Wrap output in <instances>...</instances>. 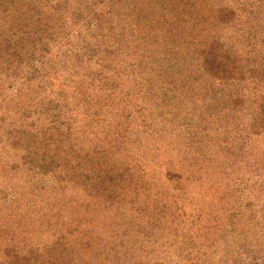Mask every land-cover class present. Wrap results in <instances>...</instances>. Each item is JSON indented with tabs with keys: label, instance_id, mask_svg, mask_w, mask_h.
<instances>
[{
	"label": "rangeland",
	"instance_id": "rangeland-1",
	"mask_svg": "<svg viewBox=\"0 0 264 264\" xmlns=\"http://www.w3.org/2000/svg\"><path fill=\"white\" fill-rule=\"evenodd\" d=\"M19 1L0 0V12L5 11L0 18L6 22L0 28L1 59L5 58L8 51L13 50L5 44L13 43L21 50L17 49L18 52L12 54L10 60L0 62V100H4L6 96V101L9 100L13 94L12 89L16 90L20 86L21 94H18V99H22L25 105V99L30 95L31 104L26 106L34 114V124L31 122V127L27 128L44 131L50 129L59 137L62 132L68 131L67 142L75 140L82 145L89 142L88 138L85 139L89 131L82 128L75 136L72 130L85 126L86 119L87 122L93 121L89 113H78L84 97L91 102L97 100L101 111L93 127L100 125L101 130L105 127L104 130L108 129L110 135L115 133L112 138L120 139L118 136L121 134L128 137H124L128 141L120 148L118 156L121 162L130 164L131 169L137 173L134 175V171H131L133 178H140L136 179L135 185L128 182L123 192L118 182L103 188L106 191H102L100 186L98 191L102 195L91 190L78 192L70 181L64 182L68 179L64 180L59 169L63 156L61 152L53 154L51 160L55 162L50 168H35L29 172V166H33L29 162V166L23 168L22 160H26V156L34 152L23 148L9 151L7 146L1 145L0 264L25 261L24 257L29 256L28 251L32 248L39 251V254L43 252V247H49L50 250L51 245L59 239L67 244L66 251L71 255L69 264H120L116 252L114 256L111 253L107 255V251L117 250L118 245L126 247V260L135 261V264H264V159L260 157L261 152H264L263 149L260 150L264 148V136L251 135L250 123L242 121L237 123L236 134L229 133L228 123L237 122L234 115L221 118L215 125H218L221 133L216 137V145H220V149L225 145L218 155H224L228 165L229 175L226 180L232 178L233 190L236 189V194L241 195L240 217L245 216V222H241L242 228L251 227L254 236L253 239H248V235H245L247 237H240L236 242L231 241V235H227L229 242L226 243L220 240L222 227L219 229L216 209L206 204L208 186L204 188L205 186L199 185L200 189L195 191L193 197L183 191L179 193L176 187L178 185L172 181L180 178V186L185 183L187 164L179 163L177 159L171 161L169 156L175 155L173 152L169 156L164 155V140H160L172 136L169 128L179 121V111L186 112L191 104L195 110L204 111L200 105L209 92L211 94L215 89L216 79L207 76L203 80L198 73V68H202L201 50L205 46L214 45L213 48H219L222 45L226 49L238 47L243 60L249 57L254 59L253 69H264V46L261 47L262 43L257 40L259 38L264 42V0H242L236 7V16L221 10L223 5L232 8L240 0H175L171 6L166 4V0H160L163 11L160 14L159 11L156 12L155 18L163 21L173 19L178 24L186 21L188 31L182 30L183 24L180 30L168 27L164 30V27H160L159 30H164L165 33L162 34H166V37L158 41H154L153 37L149 38L141 23L136 28L132 27L135 19L139 21L145 15L152 17L153 8L148 4H154L155 0H147L146 3L134 0L138 9L136 6L132 7L131 12L134 14L132 17L128 16V19H122V25L117 23L121 20L119 15L114 19L111 17V9L115 12L117 10L114 8L116 0H42L41 4L47 9L55 5L60 14V22L57 24L53 19L56 25L51 30L53 37L49 36L52 39L45 37V45L39 37L37 46L40 49L35 48L30 55L22 52V47L31 40H25L21 36L31 35V31L26 28L24 19L18 20L14 15L13 9ZM251 2L254 3L250 4ZM183 4H187L185 10L177 11L176 8H182ZM11 10L14 12L9 13ZM224 22L229 25L226 26ZM91 24H95L96 28ZM248 24L256 28L257 37L236 46L234 37L249 35L246 30ZM114 32L116 36L113 35ZM38 34L42 37L47 35L45 31ZM143 34L147 40L140 49L143 54L141 56L135 53L136 38ZM32 36L39 35L34 32ZM229 38L234 43H230ZM95 41L98 45L92 48L91 44ZM83 51H89V56H85ZM186 51L193 52L196 59L195 64L190 66H193L191 74L197 80L191 77L185 80L181 77L179 81L173 79L169 84L173 88L163 85L159 79L154 80L156 72L149 60L152 54L161 56L159 61L167 65L168 61L174 62V57L178 58V53L182 57V52ZM18 54L27 59L15 64L11 60ZM69 58V67L63 69L66 64L64 61ZM76 61L80 70L70 72ZM241 63L247 65L242 64L243 68L251 69L245 61L241 60ZM77 71L80 72L76 81L74 78ZM181 71H184L183 67ZM183 74L185 77V73ZM211 80H214L212 84ZM218 83H225L227 95L215 104L204 102V107L216 106L207 116L213 120L216 116L225 115L221 106L234 98L229 97L230 93L239 92L234 78L219 80ZM82 91L85 96L81 94ZM52 92L54 95H64V99L68 98L63 111L53 108L58 104H52ZM69 92L72 93L71 96ZM104 99L112 100L115 108L114 111L111 110L113 114L107 115L108 111L104 107L108 103L103 104ZM0 108L4 106L0 104ZM4 115L6 114L0 112V116ZM21 120L25 119H18ZM29 120L26 119L27 122ZM109 121L111 125L108 124ZM17 124L20 125L19 122ZM90 127L92 125L87 128ZM146 129L151 134L145 139L146 134L142 130ZM232 143L236 146L240 144L239 149H230ZM255 143L263 147L256 148ZM152 153L156 155L153 156ZM17 163L21 165L20 168ZM203 179L202 177L201 180ZM186 183L187 186L194 185ZM207 183H210L209 179ZM42 186L43 190L40 191ZM22 187L28 189V198H25L29 203L28 207L15 200L18 194L16 190H21ZM111 190L116 193V199L110 193ZM19 195L23 196L24 193L20 192ZM231 196L225 197L227 204H231ZM244 204L250 206L245 208ZM13 217L14 224L5 229L1 224L5 225ZM208 217L212 218L211 222H208ZM227 251L231 254L225 255L224 252Z\"/></svg>",
	"mask_w": 264,
	"mask_h": 264
},
{
	"label": "trees",
	"instance_id": "trees-1",
	"mask_svg": "<svg viewBox=\"0 0 264 264\" xmlns=\"http://www.w3.org/2000/svg\"><path fill=\"white\" fill-rule=\"evenodd\" d=\"M50 1V0H49ZM67 1V0H66ZM144 3H146L147 0H142ZM153 1V0H151ZM254 1H261V0H254ZM175 0H166V4L172 5L174 4ZM249 2V0L247 1ZM42 0H20L18 3H14L15 11L14 15L18 20L25 21L26 28H28L31 32V35L21 36L25 40L30 39L31 41H27L28 44H25V46L22 47V52L24 51L25 54L30 55L32 51L35 50V48H38L37 44L39 41V37L42 39L43 44L46 45V39L50 37H53V34H51L53 31L52 29H55L53 26L56 25V23H53V19L57 21V24H59V13L58 10L56 11L55 5L51 7V9H47L43 6ZM56 3V2H55ZM136 3L134 0H116V5L113 4L111 7L117 8L116 12L111 9V17L114 19L117 15L121 19L117 23L124 22L122 19H128V16H131L134 14L131 12L132 7L136 6ZM238 3H242V0L237 2V4L233 5L232 8L229 6L223 5V9L221 11H224L226 14H233L236 16V7H238ZM254 2H251L250 4H253ZM78 5V4H77ZM151 5L150 8H153L150 17L149 15H145L142 17L141 20L137 21L135 19L134 23L132 24V27L138 26V24L141 23L142 28L148 32V36L153 37L154 41H158L160 39H163L166 37L165 29L168 27V29L171 30H180L182 25L183 31H188L186 27V21H180V24L178 22L170 21V19H166V21H163L162 19L155 18L156 12L159 14L162 13L163 7L160 4V0H155L154 4H148ZM80 6V5H79ZM82 7H85L84 5H81ZM146 7V4H145ZM185 7H187V4H183L182 8H176L177 11H180L182 9L185 10ZM17 8V9H16ZM249 8V6H248ZM11 9V8H9ZM136 9L138 7L136 6ZM11 10L9 13H13L14 11ZM80 11V10H78ZM173 11V10H172ZM81 12V11H80ZM5 11L0 12V15L4 14ZM83 13V11H82ZM157 13V15H158ZM57 16V17H56ZM244 17V15H243ZM93 18V17H92ZM231 19V18H225ZM233 19V18H232ZM9 21V20H7ZM4 22V23H3ZM114 24H117L116 21H113ZM226 23V22H224ZM6 25L5 20H2L0 18V28L2 25ZM92 25V24H91ZM229 25V23H226V26ZM246 28L249 35L243 36H237L234 37L236 43L232 42L231 38H229L230 43L236 44V46H239L240 43H244L247 40L255 39L256 36V28L250 24ZM93 28L95 24L92 25ZM160 27H164V30H159ZM89 28V24L87 29ZM238 28V27H236ZM46 32V36H40L37 32ZM37 34L39 36H32V34ZM29 33V34H30ZM169 33H172L176 35L173 31H169ZM116 36V32L113 34ZM173 35V36H174ZM29 36V38H27ZM11 37V36H10ZM47 37V38H45ZM12 38V37H11ZM174 38V37H173ZM177 38V37H175ZM52 38H49V40ZM88 40H91L89 38ZM147 40V37L145 34L138 36L136 38V50L135 53L138 55H143L141 53V48H143V45L145 44ZM152 40V38H151ZM258 41H260L261 47L264 46L263 40L257 38ZM256 40V43L258 45V42ZM112 43V41L110 42ZM12 44V45H11ZM97 42L91 44L92 48H96ZM112 43L111 45H113ZM128 44V42H126ZM214 44V43H213ZM217 44V43H216ZM7 47H11V52H7L5 54V58L1 59L0 54V62L3 60H10V57L12 54H15L17 49L21 52V50L14 46L13 43L5 44ZM98 45V44H97ZM126 46V45H125ZM214 45L211 47L205 46L201 50V66L202 68H198V73L200 76H202L203 80H206V77L214 78L215 80V89L211 92H209L208 96L204 99V102H209L210 104H215L216 102H221L222 98H224L226 94V85L218 83L219 80H230L231 78L236 79L237 86L239 92L230 93L229 97H234L231 100H227L224 104H222L221 107L225 110V115L223 116H216L215 120L208 118L209 111H212L213 108L216 106L207 105L204 107V102L200 105V112L195 110L196 108L194 105H190L188 109H186V112H180L179 115L181 116L179 118V121L177 124L173 127H170L171 135L167 136L165 139H160L164 147V152L166 151V154L168 156L170 155V152L175 155H170V159L172 160H179V163L186 162L188 171L186 172V180L185 183H181L180 186V178H175L172 182L176 183L177 190L179 193L183 191L184 193H189L188 196H192L195 191L200 189L199 185L205 186L204 188H207L208 186V195L206 204L210 208L216 209L215 216L217 217L219 222V229L222 227V235L220 240H223L226 242H229V238H227V235H231V241H238L240 237L244 238L247 237L245 235H248V239H253V233L251 230H253L251 227L245 229L242 228V220L245 222V216L240 217L242 215V204L239 203L241 195L236 194V189L233 190L234 183L231 178V180L227 179V176L229 175V169L228 165L225 163V156L222 155L219 157L218 154L223 151V148H225V145L222 149H220L219 146H217V139L216 137H219L221 135L220 129L216 125V123L223 119V117L234 115L237 122H234V124L228 123L230 126L229 133H234L235 128H237V123L242 121L243 123H250L249 129L252 131L251 135L258 136L261 134V137L264 136V69L262 68H256L253 69L254 59L252 57L245 58L246 60H243L244 58L241 57V51L238 50V47L236 49L229 48L226 49L222 47V45H219V48H213ZM88 49V47H87ZM10 50V49H9ZM138 50V51H137ZM191 51V50H190ZM190 51L182 52V57L180 53L177 54L178 58L174 57V62L170 63L168 61V64L165 65V62L159 61L161 59V56L156 57V54H152V57L149 59L150 63L154 69L156 74H154V80H160V82L163 85L171 86L170 81L177 80L181 77L183 79L193 78V75L191 74V70L193 66H190L192 64H195L196 59L193 57V52L189 53ZM84 52V55L87 56L89 51ZM186 53V54H184ZM23 54V53H21ZM21 54L16 55L13 57L11 61H13L15 64L19 62H24L27 58L23 57ZM89 56V55H88ZM74 57V55L72 56ZM29 59V58H28ZM70 60L67 59L64 61V68L69 67L67 65V62ZM238 60V61H237ZM246 62L249 66H251L250 70H247L245 67L243 68V65ZM230 61L231 64H230ZM186 62H189L186 64ZM236 62V65H235ZM81 63V62H80ZM162 63V64H158ZM243 64L242 66H239V64ZM74 68L70 71H76L79 69L78 62H74ZM72 65V66H73ZM229 65V66H228ZM200 66V67H201ZM234 66V67H232ZM247 66V65H244ZM181 67H183V72L181 71ZM253 67V68H252ZM196 68V67H195ZM242 68V69H240ZM80 71H77L75 74V80L78 77ZM88 72V71H86ZM185 73V77L184 74ZM195 79V76L193 78ZM77 81V80H76ZM214 80H211L210 83L212 84ZM200 84H203L200 82ZM172 87V86H171ZM17 88V89H16ZM12 89V95L9 98V100L6 101L7 96L5 99L0 100V104L4 106V108H0V112L2 114H6L4 116H0V147L1 145L7 146V150L11 151L16 148H23V150H28L29 152H34V154H28L26 156V160L23 158V164L24 166H29V162L33 167H30V171H33L38 168L41 170H46L50 168L55 161H52L53 154L57 153V151L62 153V157L60 160V170L62 172V176L64 177V180L68 179V182L70 181L75 188H77L78 192L85 191L89 192L96 191L98 194L102 195L98 190L102 188V191H106L103 188L111 187L112 184L118 182L120 184V188L123 190L128 185V182H132V185L136 184V179H139L140 177H134L133 174H131V171H134L131 169L130 164H126L125 162H121L120 157L118 156V153L120 151V148L125 145V143L128 141V137L123 136V134L119 135L120 139L118 138H112L114 134H109L110 131L107 129L106 131L100 129V125L96 128L93 127L96 123L97 119L99 118V112L101 109H99V105L97 104V100H93L91 102L89 98H85L82 101V105L79 114L81 113L84 115L85 112L89 113L91 115V119L93 121H86L85 126L76 127V129H73L72 132L75 133V136L78 135L80 129L83 128V130L89 131L85 139L88 138L89 142L86 145H82L79 141H69L67 142V134L68 131L62 132V134L56 136L51 130H38L36 128L30 129L27 128V126L31 127V122L34 124V114L32 111H30L27 106H30L31 104V97L27 96L25 101V105L23 104L22 99H18V94H21L20 86ZM64 88V87H61ZM173 88V87H172ZM28 92V91H27ZM29 93V92H28ZM85 92L82 91V95L85 96ZM235 94V96H234ZM69 95L71 96L72 93L69 92ZM68 95V96H69ZM51 96L54 97L52 100V104L57 103L58 105H54L53 108H55L56 111H63L64 109V103L66 104V99H64V95L55 94L54 92L51 93ZM113 97V96H112ZM88 101V102H87ZM95 101V102H94ZM104 103H108L107 106L104 107L105 111H108L107 115L113 114L114 105L112 106V100L106 101L104 99ZM23 104V105H22ZM27 105V106H26ZM43 109H45L43 107ZM89 109V110H88ZM107 109V110H106ZM113 110V111H111ZM221 111V110H220ZM244 114V117H243ZM249 114V115H248ZM251 114V115H250ZM221 115V114H220ZM250 116V117H249ZM25 119L18 121V119ZM119 118V117H118ZM26 119H30L28 122ZM241 119V120H240ZM17 122L20 123V125L17 124ZM90 123V124H89ZM100 123V122H99ZM109 125H111V121L108 122ZM92 125V127L87 128L88 126ZM227 125V126H228ZM22 126V127H20ZM113 126H115V123L113 122ZM218 127V128H217ZM78 128V129H77ZM157 131V130H156ZM155 131V132H156ZM92 132V133H91ZM146 134L145 139L150 136L151 132L150 130H142ZM67 134V135H66ZM82 137V134H80ZM109 136V137H108ZM123 136V137H122ZM126 139H125V138ZM237 140V135L234 136ZM247 138L249 139V135H247ZM84 139V137H83ZM234 143V142H233ZM231 144L230 149H239V145ZM219 144V142H218ZM256 148H261L263 145L256 144ZM130 149H132L130 147ZM226 149H229L227 147ZM255 149V148H254ZM264 148H261L262 151ZM256 150V149H255ZM257 151V150H256ZM260 151V152H261ZM151 153V152H150ZM157 153V152H156ZM126 154V153H125ZM153 154V153H152ZM156 155V154H155ZM153 154V156H155ZM260 156L262 159H264V152H261ZM259 157V158H260ZM168 159L165 160V163ZM170 161V160H169ZM264 161V160H263ZM33 163V164H32ZM18 168H20V164H16ZM184 165V163H182ZM33 169V170H32ZM40 170V171H41ZM28 174V172L26 171ZM139 173V170H138ZM137 174L134 171V175ZM131 176V177H130ZM204 178L203 181L201 178ZM210 181V185L207 183V181ZM132 180V181H131ZM186 182L193 183L194 185L190 184L187 186ZM257 182V181H256ZM25 184V182H24ZM23 184V185H24ZM26 185V184H25ZM41 184H38V186ZM105 185V186H103ZM126 185V186H125ZM101 186V188H99ZM103 186V187H102ZM131 186V185H130ZM137 183V187H138ZM203 188V187H202ZM16 190L17 195L15 196V200L19 202H23V205L26 207L29 206V203L25 198H28V189ZM43 190V186L40 188V191ZM72 191L71 189H67ZM130 190V189H129ZM193 190V191H191ZM134 192L133 190H131ZM24 193L23 196H20L19 193ZM74 191H72L73 193ZM110 193L113 198L116 199V193H114V190H111ZM121 193V192H120ZM178 193V192H177ZM185 194V195H186ZM243 194V193H242ZM231 204H227V199L225 200L226 196H230ZM194 196V195H193ZM192 196V197H193ZM209 197V198H208ZM95 198V197H94ZM97 199V198H96ZM99 199V198H98ZM97 199V201H99ZM108 200L110 202L111 198ZM78 202V201H77ZM32 207L33 203L31 204ZM35 205V201H34ZM245 208L249 207L250 205H243ZM79 208V207H78ZM81 210V208H80ZM224 219H221L223 218ZM212 219V218H211ZM208 217V222L211 220ZM15 218H10L7 223L3 225L5 229L7 227L12 226L13 221ZM220 220L222 224H220ZM211 222V221H210ZM230 229V232H229ZM220 232V233H221ZM225 233V234H224ZM66 245L64 244L61 239L57 240V242L52 246V248L49 250L48 248L43 247V252L39 253L35 248H32L28 251L29 256H25V261H14V264H69L68 262H71V255L66 251ZM128 247V246H127ZM126 247L118 245L117 250L112 249L111 252L107 251V255L109 256V253L114 256V253L116 252L117 258L119 259L120 264H124L126 261V264H135V261L131 262L130 259L126 260L127 253L124 251ZM225 255H230L231 252L227 251L224 252ZM17 254V253H16ZM18 257V256H17ZM31 258V259H30ZM28 259V260H27ZM100 264H104L100 262Z\"/></svg>",
	"mask_w": 264,
	"mask_h": 264
}]
</instances>
